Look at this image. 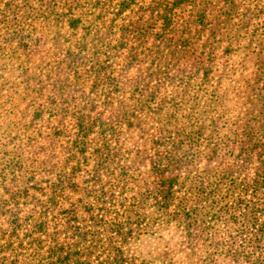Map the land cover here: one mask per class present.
Segmentation results:
<instances>
[{
    "label": "rangeland",
    "instance_id": "374dc122",
    "mask_svg": "<svg viewBox=\"0 0 264 264\" xmlns=\"http://www.w3.org/2000/svg\"><path fill=\"white\" fill-rule=\"evenodd\" d=\"M60 175L77 191L43 211ZM169 185V213L219 189L236 220L194 250L156 226L136 263L264 264V0H0V264H53L49 236L86 195H106V222L163 219Z\"/></svg>",
    "mask_w": 264,
    "mask_h": 264
},
{
    "label": "trees",
    "instance_id": "16d2710c",
    "mask_svg": "<svg viewBox=\"0 0 264 264\" xmlns=\"http://www.w3.org/2000/svg\"><path fill=\"white\" fill-rule=\"evenodd\" d=\"M126 7L127 4H123L120 13ZM169 19L170 17L168 16ZM93 22H96V18L92 20ZM69 23L70 27L76 29L80 25L81 19L79 17L71 18ZM97 50L95 49L96 52H98ZM79 131L81 134L84 133L83 125H79ZM83 143L80 139L72 142L73 147L78 150H83ZM101 161L103 160H98L96 169L102 167L103 164ZM75 173V171H72L71 175L74 176ZM77 188L78 183L72 182L69 177H67L66 181V178L63 179L60 175L59 180L57 182L53 181L51 184L52 196L47 201L48 205L43 208V211L49 210L48 206H51L53 210L59 208V201L67 199L64 196V192L68 190L74 193L77 191ZM173 191V186L169 185L163 190L162 188L158 189V192L155 194L159 206L154 210V214H159L163 218L157 220L156 218L149 220L151 218L150 216L142 215L145 212L138 210L137 212H128L125 215V221L118 220L120 219L118 218V212L114 211L115 217L113 220L106 222L107 212L105 210H108L106 209V195L105 197H100L101 202L97 204L85 203L84 200L88 198V195H86V198H80L78 202H80L81 206L72 203L69 208L62 211L64 213L61 216L64 218H60L61 223L57 224L55 231L49 236L53 241V245L49 251L48 258L52 259L53 264H93V260L97 261L96 264H149L145 259H140L136 263L134 255H129L133 240H139L142 233L145 236L150 233H155L154 228L156 226L163 227L164 225L170 228L176 225L177 229L181 230L180 235L183 238H187V242L183 241V244L187 243L184 249L194 250L197 248H195V243L197 245L200 242L218 243L217 240H214L216 234L212 228L214 224L218 223L219 219L223 226H228L229 223L233 224L234 220H236L234 216L226 213L228 209L226 205L219 206L216 209L214 208L218 200L213 198V196L218 195L219 189H214L212 192H208L209 194L200 193V200L207 204L206 208L197 206L188 207L181 202L180 206L176 207L175 205L176 208L174 211L169 213V208H172L171 199L173 197ZM202 191L205 192L204 190ZM80 207L85 212L86 216L84 219L77 217ZM136 208L137 205L134 204L132 209ZM133 213L136 218L130 219ZM222 214H224V218H220ZM160 220L163 224L158 223ZM45 222L40 221L36 228L39 227L43 231ZM254 225L255 231L260 236H264V223H254ZM61 236H64L68 242L61 244L59 242ZM231 241L234 242V239H231Z\"/></svg>",
    "mask_w": 264,
    "mask_h": 264
}]
</instances>
